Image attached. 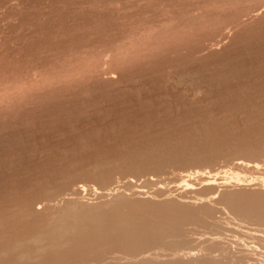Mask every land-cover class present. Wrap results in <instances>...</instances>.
I'll return each mask as SVG.
<instances>
[{
  "label": "rangeland",
  "instance_id": "rangeland-1",
  "mask_svg": "<svg viewBox=\"0 0 264 264\" xmlns=\"http://www.w3.org/2000/svg\"><path fill=\"white\" fill-rule=\"evenodd\" d=\"M82 67L87 68H83L85 75L80 74ZM74 68L80 71L76 77L71 74ZM46 78L48 82L55 79L48 83ZM198 87L202 91L193 93ZM0 98L1 210L36 192L34 187H52L53 180L59 182L67 172L68 176L77 172L80 178L87 175L82 164L126 153V149H142L143 142L159 145L168 136L173 141L185 131L196 133L205 120L213 123L221 117L224 123L223 118L230 116L225 117L223 111L231 113L228 110L241 101L264 103V0H0ZM250 114H235L233 120L238 123H232L233 129L255 127L257 117L253 111ZM235 150L240 151L233 149L230 158L220 156L212 162L181 157L158 171L149 162L150 169L141 161L122 167L120 163L122 170L113 173L108 185L82 175L86 180H77L74 187L84 184L86 192L76 197L77 202L70 192L65 196L75 202L74 216H88L84 217L90 221H84L86 225L100 219L107 223L121 215L169 211L168 205L160 202L161 206L148 196L157 187L169 190L180 177L198 171L217 173V179L227 181L245 180L247 188H219L215 201L222 206L217 208L224 210L228 202L263 207L264 189L257 184L264 181V155L248 157ZM243 160L256 164L258 170L237 169L235 164ZM196 187L199 194H208L202 186ZM117 188L122 198L114 194ZM136 188L147 193L132 196ZM167 195L177 205V192ZM60 198L58 203L63 201ZM80 210L83 213H77ZM16 218L30 224L28 218ZM14 221L9 224L15 225ZM9 224L2 225L0 232ZM18 227L21 230L25 225ZM13 231L7 234L4 229L7 235ZM4 232L0 236L5 237Z\"/></svg>",
  "mask_w": 264,
  "mask_h": 264
},
{
  "label": "bare ground",
  "instance_id": "bare-ground-1",
  "mask_svg": "<svg viewBox=\"0 0 264 264\" xmlns=\"http://www.w3.org/2000/svg\"><path fill=\"white\" fill-rule=\"evenodd\" d=\"M247 13H249V11H247ZM251 13L252 11H250V14ZM250 14H247L249 15V17L246 16L248 19L250 18ZM172 33H175V30ZM118 52L120 53V50ZM115 55L117 54L115 53ZM124 57L125 58L127 57L126 59H128L129 56L126 55ZM109 61H112V59ZM121 62L124 61L122 60ZM110 65L112 64L110 63ZM83 68L84 67H82L81 69L82 72L79 71L80 74L82 75L84 73ZM75 69L76 68H74V71ZM84 69L86 70L87 68ZM78 70H80V68ZM66 71L69 72L68 69ZM76 72L77 71H75L74 74L71 73L73 77L76 74H77L76 76H78L79 72L78 73ZM255 74H257V72ZM44 76L43 78H45ZM66 76H67V72H66ZM249 76L251 75L249 74ZM67 77L68 78H66V80L69 79V76ZM54 79H51V81ZM241 79L243 78L241 77ZM237 81L240 82L241 80H238L237 78ZM39 84L40 83H38L37 85ZM192 90H194L193 93L195 92L198 93L202 91L201 88L199 87ZM242 97L239 99H242ZM261 101L264 102L262 99ZM232 102L229 101L231 105ZM262 104L264 105V103H259V101L258 102H253V101L250 102V100L247 102L241 101L240 105L234 104V107H232L233 109L231 108L232 110L228 107V109L230 110L228 109L227 110L231 112L228 114L225 112L226 110L221 109V111L224 110L223 112L224 114H226L224 115L225 117L230 116V118H228L229 120L223 118L225 120L224 123L229 121L230 125L229 122L228 124H224L220 119L221 117H219L221 122H219L218 121L219 119L216 118H215L216 122L213 123L211 121L207 123V120H205V122L203 123L201 122L202 125L201 124L199 125L201 126L199 127L201 129L196 131V133L193 130L191 131L192 133L185 131L182 135L181 134L180 136L177 135L178 136L177 138L176 136H174L173 141H168L169 138L168 136L166 137L167 140L163 141L162 139V142L160 141L161 143L164 142L163 144L159 142L160 146L157 145L158 142H156V145H154L155 142L153 144H151L150 142L147 145L150 144L152 145V147L150 145H149L150 147H146L147 145L145 146L143 142V145H141L142 149L143 147H145L144 148L145 150L143 151L142 149H137L136 147L138 151L135 150L134 148L135 152L133 151V149H130L132 150V152L126 149L125 151L126 153L123 154L120 153L119 155L114 153V156L110 154L108 156H105L107 158L103 157L105 159L103 158L100 159L96 157L97 160L88 162L86 164H82L83 167H81L82 165L80 166L81 169L84 168L86 170V173H88L87 175L81 174V178L82 175L86 176V178L89 175V178L91 179L93 178L92 179L93 181L94 180L96 182L98 181V183L100 182L99 184L105 186L111 182L113 173L120 169V163L122 167L124 164L125 165L129 164L128 162L135 163V161H141L144 162V164L146 163V166L147 163L149 162L152 164L153 169L158 171L161 168L163 170V167L166 165L168 166L171 164L172 166V163H174V161H179L178 159L181 157L188 158L189 161L192 160L191 162L194 161L198 162L199 160H203V159L205 160L207 159V162L209 161L212 162L213 160H215V158L218 159L217 157L226 158V156L230 155L229 153L233 149L240 150L241 154L248 157H255L260 155L262 156L264 155V132H262L261 130L264 128V113H263L264 108ZM222 105H224V103ZM252 111H253V115L257 117L256 119L257 122L255 121L257 125L255 127H253L252 124H248V119L244 118L243 123L245 121V123L248 124V125L246 124L247 125L246 127H248L246 129L248 130L240 131L241 129L238 130V128H236L237 130H235V128L233 129L234 125L232 126V123L236 122V120H233V118H235L233 117L235 116V114H239L241 116V114L242 115L246 113L250 114L252 113ZM256 112L257 113L259 112V114L262 115H258ZM215 119H213V121ZM244 127L245 126H243V128ZM194 128L195 127L193 126V129ZM174 132L176 131L174 130ZM137 145L139 146V144ZM240 151L237 152L240 153ZM122 162L125 163L122 164ZM141 164L143 165V163ZM151 164H148L147 168L150 169ZM235 165L237 169L258 170L256 164L253 165L248 162L245 163L244 160L238 161ZM71 173L73 174L68 176V172H67L66 177L61 176L62 175L61 174L60 176L64 178H62L61 180L59 176L58 177L60 179L58 180L59 182H57L56 179L53 180V182L54 181L57 182L56 184L50 182L53 185L52 187H47L48 185L46 187L41 186V188L39 186V189L34 187L33 189H36L35 190L36 192H34L31 195L27 193L29 196H26L25 198L22 196L23 199L18 198L21 200L15 202L14 204L12 202V205H9L8 207H5L0 210V227L2 225L5 227L4 225L5 223L7 225V223L8 224L10 223L9 221H14L13 220L14 217H20L22 218L21 220L25 218L30 219V224L28 225L26 221H23L26 224L25 223L21 224L23 222H17L18 220L20 221V219L16 218L15 220L16 222L14 221L15 225L11 222L12 224L11 225L9 224V226L6 227L7 229L8 227H10V231H8L9 229L7 230L9 233L6 231V228H4L7 234H10V232L13 230H15L17 234H14L15 232L13 231L14 233L13 232L12 233L14 235L13 234L7 235L4 232V229H1L0 233H2L3 231L5 233V237L4 235L0 236L3 238L0 239L1 240L0 264H264V206L261 207L262 206L261 205V206L253 207L251 204L252 207H244L243 204L242 207L241 205L239 206L234 205V203L233 204L229 202L227 203L226 200L225 202L228 205L226 207L227 209L224 207L226 209L225 211V209L223 210L219 208L220 206H222L221 204H219L220 201L218 203L215 201V199L217 198L216 194L218 191H220L218 190L219 188L226 189L228 187L230 188L243 187L244 186L243 182L245 181L244 179L236 178L235 180L227 181L226 178L220 179L218 177L219 179H217V173L216 175H213L211 173L204 174L198 171H195V173L194 172L187 173L186 175L180 177L181 182L179 181L178 184L174 185L169 190H165L160 186L157 187V189L154 191L153 193L154 195L148 196L150 200H153L155 202L158 201L159 205H161V203L164 205H168L167 208L168 207L170 208L169 211L167 210V208H165L167 211L165 210L162 211L163 209L160 208L161 210L158 211L161 212L158 211L154 212L153 211L154 208H153L151 212L153 211L154 213L152 214L147 212V215H145L146 213H142L143 216L141 213L140 214L136 213L137 215L140 216H135V214L131 216L129 214L130 216L125 217L121 215L122 218L120 216H119L120 218H117L118 216L116 215L117 217L114 218L115 220L114 219L112 220L111 218H110L111 220H109L106 218L109 221V222L107 221V223H105L106 221L104 219L99 218L100 220H102L99 221L100 223L99 222L96 223L97 220H95V222H93L94 220L93 221L91 220L90 224L95 223L96 225L95 224L90 225L89 223L88 225H86L85 222L89 221V220L86 221L84 220L88 218L87 215L83 217L80 216V219L82 218L81 222L79 217L73 215L75 209L74 203L77 202L76 197L79 196L81 193L86 192L87 190L86 185L84 184L75 187L74 185L77 183V180L80 179L81 181H85L86 179L83 177L82 180L80 178V174H77V172H76L77 175L74 174V172ZM91 179H88V181ZM50 183L48 184L51 185ZM246 185L247 184H245V186ZM257 185L261 186V190L264 189V181H260L259 184ZM196 186H200V187L202 186L203 188L208 190V194L205 196V193L201 192L204 195L203 196L200 195L201 193L199 194V191L197 190ZM30 189L33 190L31 186ZM118 189L119 188L116 189V192L114 194L122 198L123 192H120ZM133 191L132 193L134 195L132 196L135 195L142 196L147 193L146 191L145 193L141 188L140 189L136 188V190L133 189ZM66 192H70L68 194L72 195L73 199H75L76 201L74 202L73 199H67L65 195L68 194ZM170 192H173V194L177 192L178 199L175 196L177 199L175 200L177 201V205L176 204L174 205L173 203L174 199H172L171 201V198H168L167 193ZM151 194L152 193H150V195ZM97 195H99V197H103L105 196V193L97 192ZM62 196L65 197L62 198ZM158 197H160L161 200H159ZM219 197L220 196L218 195V198ZM59 198L60 201L63 200L61 201L62 203L57 202ZM18 199H14L13 201H16ZM146 201L148 200L146 199ZM158 203H153V205ZM217 205H220L218 207L219 209L216 207ZM224 205L226 206V204L223 203V206ZM78 211L77 213H81L82 211H84V209L82 211L80 210V212ZM10 216H14V217L12 218ZM16 223L17 224L20 223L18 224V226L25 225V227L24 228L22 227V229L20 230L19 227L16 226ZM12 225L16 226L20 231L16 227H11ZM13 228H16L17 231L16 229Z\"/></svg>",
  "mask_w": 264,
  "mask_h": 264
}]
</instances>
